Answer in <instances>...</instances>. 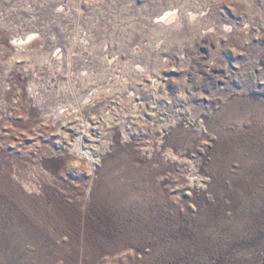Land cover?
Returning <instances> with one entry per match:
<instances>
[{
    "label": "rangeland",
    "instance_id": "obj_1",
    "mask_svg": "<svg viewBox=\"0 0 264 264\" xmlns=\"http://www.w3.org/2000/svg\"><path fill=\"white\" fill-rule=\"evenodd\" d=\"M0 264H264V0H0Z\"/></svg>",
    "mask_w": 264,
    "mask_h": 264
},
{
    "label": "bare ground",
    "instance_id": "obj_2",
    "mask_svg": "<svg viewBox=\"0 0 264 264\" xmlns=\"http://www.w3.org/2000/svg\"><path fill=\"white\" fill-rule=\"evenodd\" d=\"M162 15L163 16H160L159 19L157 20L158 23H164V24L170 23L174 19L173 12L168 11L167 13L162 14ZM70 114H71V112L68 110H66V111L64 110L61 112V115L64 116L65 118L70 117L71 116ZM86 129L88 130V127H86Z\"/></svg>",
    "mask_w": 264,
    "mask_h": 264
}]
</instances>
